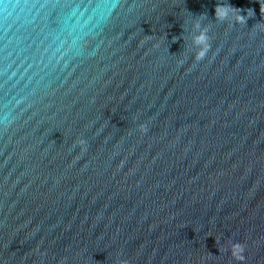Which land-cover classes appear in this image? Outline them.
I'll use <instances>...</instances> for the list:
<instances>
[{
  "label": "water",
  "instance_id": "95a60500",
  "mask_svg": "<svg viewBox=\"0 0 264 264\" xmlns=\"http://www.w3.org/2000/svg\"><path fill=\"white\" fill-rule=\"evenodd\" d=\"M0 264H264V0H0Z\"/></svg>",
  "mask_w": 264,
  "mask_h": 264
},
{
  "label": "clouds",
  "instance_id": "9594fccd",
  "mask_svg": "<svg viewBox=\"0 0 264 264\" xmlns=\"http://www.w3.org/2000/svg\"><path fill=\"white\" fill-rule=\"evenodd\" d=\"M44 7H48V5H44ZM99 7H103V6L101 5V6H99Z\"/></svg>",
  "mask_w": 264,
  "mask_h": 264
}]
</instances>
